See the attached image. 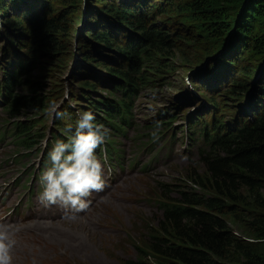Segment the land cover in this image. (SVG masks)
Returning a JSON list of instances; mask_svg holds the SVG:
<instances>
[{"label": "rangeland", "instance_id": "1", "mask_svg": "<svg viewBox=\"0 0 264 264\" xmlns=\"http://www.w3.org/2000/svg\"><path fill=\"white\" fill-rule=\"evenodd\" d=\"M39 1L40 5L37 10L42 9L43 13L52 15L63 12L67 7L66 4L70 2V0ZM42 1L44 3L41 7ZM172 1L176 7L169 8L167 14L163 12L165 8L151 3L150 5H155L154 12L144 17L146 21L144 31L148 32L152 29L166 27L168 33L171 34V46L167 55H156L154 60L149 61V63L146 62L148 67L144 68L146 70L144 73H147L149 68L154 70L148 73V81L152 80L153 84L141 87L135 97L136 107L133 116L136 126L126 130L128 138L124 143L119 144L115 139L114 144L118 147L119 152H112L111 158L108 157L111 171L110 173L106 171L107 186L103 192L93 193L89 197L90 204L93 205L92 209L99 204L103 205V209L97 208L92 213V209L88 212L86 210L80 213L75 220H72L65 215L62 209L56 206L43 208L37 200L39 190L35 193L40 163L38 156L41 153L37 156L36 154L42 150V142L47 141L49 144L57 134L56 119L49 114L50 106L55 103L59 105L61 110L68 105L73 111L80 109L81 113L84 109L90 110L84 104H73L72 96L70 97V93L66 90L67 87L59 99L55 91L60 85L63 89L65 85L68 87L70 85L73 88V76L80 60L77 53L79 38L88 37L87 45L90 49H93V45L98 43L95 42L92 34L93 32L95 34L97 30L91 29L87 16L76 38L75 54L71 55L69 45H67L66 49L59 50L56 56H39L37 61L48 69L52 68V73L40 75L37 66L31 68L33 78L40 76V80L45 81L43 83L44 95L48 99L49 109L45 128L42 129L43 136L33 141L31 143L33 145L30 147L18 143V136L13 140L7 131H12L19 123L38 122L46 114L29 113L22 108L16 112H8L0 106V192L7 187L9 188L8 198L1 201L4 207L0 209V225L7 226L15 233L16 245L12 250L13 264H53L57 256L56 249L49 240L51 237L58 239L60 243L62 242L65 264H122L124 260L135 258L137 251L135 246L140 247L144 244L150 229L156 226L159 216L164 212L161 203L167 205L169 201L178 202L183 193L199 191L200 186L197 183L200 181L204 185V189L201 190L202 193L212 194L213 183L208 182L204 164L201 160L198 161L201 153L210 150L209 148L201 150L198 145L189 144L190 142L184 136L186 132L180 131L181 127L188 124L184 120V114L205 109L202 115L205 112L206 116L210 118L211 113H208V110H212V105L209 103L207 105V99L214 98L216 104L213 111L227 127L235 128L234 125L237 124L235 120L248 123L257 114H260L259 118L261 117V100L257 104L251 100V94L257 98L259 96L258 91H255L254 82L262 76L259 65L247 59L246 49L251 43V38H249L246 46L242 45L240 51H229L225 47L218 52L217 48L221 43L215 41L212 32L205 31V26L197 20L195 13L180 9L184 0ZM10 2V5L9 3L5 5L6 10L2 9L6 14L5 18H1L3 14L0 12V48L5 47L4 54H10L15 50L9 43H16L20 55L24 56L27 61L30 54L26 49L28 33L25 28L23 29V21L26 19L25 3L22 0ZM91 8L93 7L91 6ZM91 10L89 9L88 13ZM139 10L141 9L139 8ZM99 15L101 13L95 14V21L97 20L96 25L101 26L104 20L102 18L106 15L102 13L103 17L101 18ZM108 18L111 22L116 20L115 17H113L114 19ZM18 19H22L21 28H18L19 32L11 31L12 29L7 25L15 27ZM75 19L77 17L73 19L71 16L70 20L75 21ZM76 23L77 21L74 23V27ZM113 24L115 26L109 24L108 21L106 23L110 33L115 36V42L122 41L121 43L126 45L127 35L118 31L117 24ZM81 25L80 23L76 27H81ZM113 29H117V31ZM123 31L128 32L129 30ZM58 37L59 40L63 38L62 35H58ZM183 37H188L189 42L185 41ZM99 46V49H103V43H100ZM204 49H207L208 52H204ZM115 52L107 53L105 51L107 59L99 56L97 51L92 52V55L95 60H103L109 66H116V58L120 57ZM206 53H211L212 56L202 59L201 56ZM47 58L51 60H46ZM9 59L6 57L0 61V69L2 64L10 66ZM53 59H55L53 65H57L56 67H51L49 64ZM218 59L222 64L217 61ZM120 62L119 60L118 64ZM210 64L214 66L213 69H208ZM166 65L168 69L159 70ZM88 66H92L87 67L92 69H87L90 74L86 77L95 79L99 85L105 87V82L108 84L112 80L111 76H108V72H104L102 68L91 64ZM252 67H257V69L254 70ZM243 68L254 70L259 73V76L251 85L248 84L250 91L246 97L234 99L231 97L235 90L231 88L234 85L232 82L234 81L235 84L247 82L242 74ZM158 71L166 72V74H157ZM262 84L264 82L260 81L259 88L264 90L261 87ZM108 88L106 87L107 92L113 91L109 86ZM27 91L29 89L26 90L25 87L18 86L17 88V94L22 96L26 95ZM66 91L67 98L65 97ZM107 92L102 93L100 91L97 96H106ZM260 96L264 102V94ZM165 107H169L168 112L174 115L172 128L177 135L175 139L169 137L170 129L165 130L166 124L162 123V121L167 120L166 115L163 118L157 115V113L163 112ZM247 107L251 110V117L247 116L249 113V111H245ZM153 131L156 132L155 137L151 134ZM45 132L47 134L50 132L49 138L45 137ZM182 133L184 134L181 136ZM43 144L45 145V142ZM141 162H144L146 166H141ZM9 177H16L13 185L11 182H4L8 181ZM161 195L169 201L161 199ZM157 202H160L159 207H157ZM12 205L15 206L9 214L7 211L9 209L11 211ZM237 207L244 219L250 218L251 211H255L253 207L242 203H237ZM96 218H99L104 225H95L93 220ZM230 227L240 236L235 225H230ZM89 239L92 242H89ZM259 251V257L262 258L264 264V243Z\"/></svg>", "mask_w": 264, "mask_h": 264}, {"label": "trees", "instance_id": "2", "mask_svg": "<svg viewBox=\"0 0 264 264\" xmlns=\"http://www.w3.org/2000/svg\"><path fill=\"white\" fill-rule=\"evenodd\" d=\"M10 1L13 3L16 0H0L2 19L6 17L3 12L7 9L5 5L7 3L10 5ZM22 1L26 10L23 29L25 28L28 33L26 49L30 58L26 61V58L20 55L16 43L8 42L15 50L13 53L4 54L5 47L2 48V60L9 57L11 66L2 64L5 70L0 78V81H3L0 84V93L7 100L4 104L9 112H16L22 108L29 113L46 114L38 122L19 123L12 130L15 132L14 137L18 136V143L30 147L34 140L43 136L42 129L45 128L49 109L48 99L44 95L45 81L40 80V76L39 79L33 78L31 68L37 66L40 75L53 72L52 68L42 66L37 60L43 55L56 56L59 50H65L69 45L74 23L79 19L80 0H70L63 12H57L56 15L43 13L42 9L37 10L39 0ZM43 3L44 1L41 7ZM86 3V18L92 27L90 28L97 30L95 34L92 30L91 32L95 38L93 39L98 43L90 49L87 45L88 37L79 38L77 53L80 60L73 76V88L65 85L63 89L60 85L55 91L59 99L67 87L73 104H84L90 108L105 110L108 119L115 110H122L125 104L113 99L115 93L110 90L107 92L109 85L106 82L104 87L95 79L86 77L90 74L87 69H92L87 68L92 67L88 65L100 67L111 77L116 76L122 83L130 86L153 84L152 80L148 81V73L154 70L149 68L147 73H144L146 71L144 68L148 67L146 62L154 60L156 55L169 53L171 34L166 27L145 32L144 17L154 12L155 5L165 8L163 12L166 14L169 8L176 6L172 0H86ZM151 3L155 5H150ZM181 6L180 9L195 13L197 20L205 26V31L212 32L215 36V41L222 44V41L225 42V38L229 37L224 46L226 50L240 51L242 45L246 46L251 38V43L246 49L247 59L259 65L262 75L257 81L255 80L258 77L251 82L255 81V91H258L259 95L257 98L251 94V100L254 104L261 100L262 115L259 118L260 114H257L251 122L239 123L235 132L229 133L209 152L199 155L198 161L203 162L207 173L205 176L208 182L213 183L212 194L202 193L204 185L200 181L197 183L200 186L199 191L183 193L178 202H171L163 195L160 196L161 199L169 201L167 205L164 204V212L159 216L156 226L150 229L144 244L140 247L135 246L137 250L135 258L124 260L122 264H263L259 250L264 243V102L260 96L264 94V90L259 87L260 81L264 82V0H184ZM89 9L92 10L88 13ZM96 13L106 15V17L99 15V18L104 19L101 26L96 25ZM71 16L77 19L70 20ZM108 17H115L116 20L111 22ZM21 20H17L15 27L9 24L7 26L12 29L11 31L19 32ZM107 21L113 26H115L113 23L117 24L118 31L127 35L126 45L121 43L122 41L115 42V36L106 25ZM58 35H62V40H59ZM183 39L187 42L190 40L188 37ZM100 43H103V49H99ZM204 50L208 52L207 49ZM95 51L106 59L105 51L107 53L116 51L120 58H116V66H109L103 60L94 59L92 52ZM119 60L121 62L118 64ZM217 61L222 64L219 59ZM54 62L55 59L49 62L51 67L57 66L53 65ZM213 68L211 64L208 66V69ZM162 69H168L167 65L159 70ZM252 69L255 70L257 67ZM254 70L243 68L245 80L256 72ZM157 74L164 75L166 72L158 71ZM232 84L235 85L231 86L235 89L232 98L248 95L250 90L245 82L235 84L233 81ZM18 86L25 87L26 90L28 88L29 91L24 96L16 94L15 88ZM261 87L264 88V84ZM100 91L107 92L113 98L108 95L104 99L93 98ZM209 102L212 105L216 104L214 98ZM64 108H68V105ZM69 109L70 107L65 111L68 113ZM65 120L67 119L56 120V127H61ZM237 203L255 209L251 211L250 218L244 219L240 215ZM230 225H235L240 236Z\"/></svg>", "mask_w": 264, "mask_h": 264}, {"label": "clouds", "instance_id": "3", "mask_svg": "<svg viewBox=\"0 0 264 264\" xmlns=\"http://www.w3.org/2000/svg\"><path fill=\"white\" fill-rule=\"evenodd\" d=\"M0 55H3L2 48H0ZM144 86H130V88L134 91ZM65 97L67 98V91ZM207 101L212 105L209 99ZM245 111H249L248 114L252 115L249 107ZM49 114L56 120L71 119L69 113L60 110L59 105L55 103L50 106ZM172 121L173 119L167 121L165 130L173 129ZM235 122L241 123L237 120ZM214 127L226 131V134L213 143L209 150L230 132L236 131L238 125H234L235 128L224 126L216 116ZM66 131L70 133L67 139L55 141L48 152V164L39 175L41 190L37 200L43 208L56 206L62 209L69 219L75 220L80 213L92 209L93 205L90 204L89 197L93 193L103 192L107 186L106 171L110 173L111 165L106 149L102 156L97 154V150L105 144L109 132L97 123L96 116L91 110L78 115L74 132L71 125H68ZM180 131L188 135L191 132L190 129L183 127ZM151 134L153 137L156 136L155 131ZM171 136L174 138L176 134L171 133ZM140 165L144 166V162ZM113 200L119 201L118 199ZM159 206L160 202H157V207ZM161 206L163 210L164 203H161ZM97 208L103 209V205L99 204L91 210V213ZM93 223L98 226L104 225L99 218L94 219ZM15 245V233L7 226L0 225V264H13L12 250ZM55 252L57 258L53 264H65L64 252Z\"/></svg>", "mask_w": 264, "mask_h": 264}, {"label": "water", "instance_id": "4", "mask_svg": "<svg viewBox=\"0 0 264 264\" xmlns=\"http://www.w3.org/2000/svg\"><path fill=\"white\" fill-rule=\"evenodd\" d=\"M85 6V9H84V6ZM78 20H77V23L78 24H82L81 27H76L78 24L76 23V26L73 27V33H72V36L70 37V41H69V51L71 53V55L75 54V50H76V38H77V35L79 33V30L82 28V26L84 25V20H85V17H86V10H87V3H86V0H80L79 1V5H78ZM84 9V10H83ZM229 37H226L225 38V42H222V44H220L219 48H217L218 52H220L225 44H226V41L228 40ZM212 56L211 53H206L204 55H202V59L205 58V57H210ZM259 76V73L258 72H253L249 77H247V82L245 83L246 85L250 84L253 80H255L257 77ZM247 96V95H246ZM244 96V97H246ZM243 98V97H242Z\"/></svg>", "mask_w": 264, "mask_h": 264}, {"label": "bare ground", "instance_id": "5", "mask_svg": "<svg viewBox=\"0 0 264 264\" xmlns=\"http://www.w3.org/2000/svg\"><path fill=\"white\" fill-rule=\"evenodd\" d=\"M103 101V100H102ZM7 106V105H6ZM86 106V105H85ZM90 109V108H89ZM91 110V109H90ZM92 111V110H91ZM93 112V111H92ZM45 119V118H44ZM18 122V121H17ZM3 134V133H2ZM4 137V136H3ZM26 140V139H25ZM34 140V139H33ZM33 140H31V141H33ZM27 141V140H26ZM29 141V140H28ZM30 141V142H31ZM35 141V140H34ZM33 145V144H32ZM31 145V146H32ZM40 147V146H39ZM32 148V147H31ZM39 150V149H38ZM111 154H112V152H111ZM14 158V157H13ZM15 159V158H14ZM18 159V158H17ZM126 161V160H125ZM124 161V162H125ZM19 177V176H18ZM30 177V176H29ZM23 182V181H22ZM35 182V181H34ZM21 184V183H20ZM27 187V186H26ZM26 192V191H25ZM124 197V196H123ZM128 197V196H127ZM133 197V196H132ZM121 198V197H120ZM14 200V199H13ZM16 201V200H15ZM18 203V202H17ZM127 204V203H126ZM21 209V208H20ZM10 214V213H9ZM21 214V213H20ZM44 216H46V215H44ZM21 217H22V215H21ZM40 218V217H39ZM23 219H24V216H23ZM25 219H26V216H25ZM61 222V221H60ZM23 223V222H22ZM80 228V227H79ZM86 228V227H85ZM77 233H79L78 231H76ZM50 242L52 243V245L54 246V248L56 249V251L57 252H59V253H62V252H64L63 251V248H62V245L63 244H61L59 241H58V239H56V238H53V237H51L50 239ZM41 241H44V240H41ZM89 242H92V240L91 239H89ZM65 243V242H64ZM48 245V244H47ZM64 247H65V245H64ZM30 248V247H29ZM50 248V247H49ZM34 249V248H33ZM36 251V250H35ZM37 252V251H36ZM43 253V252H42ZM45 253V252H44ZM50 254V253H49ZM45 255V254H44ZM57 256V255H56ZM70 261V260H69ZM27 262V261H26ZM30 262V261H29Z\"/></svg>", "mask_w": 264, "mask_h": 264}]
</instances>
